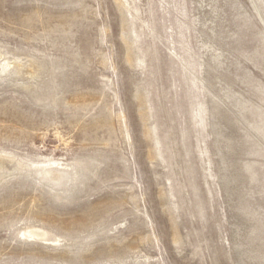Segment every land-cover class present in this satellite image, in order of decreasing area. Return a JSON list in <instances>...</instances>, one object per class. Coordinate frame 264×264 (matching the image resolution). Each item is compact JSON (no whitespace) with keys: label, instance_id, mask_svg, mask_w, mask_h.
I'll list each match as a JSON object with an SVG mask.
<instances>
[{"label":"rangeland","instance_id":"374dc122","mask_svg":"<svg viewBox=\"0 0 264 264\" xmlns=\"http://www.w3.org/2000/svg\"><path fill=\"white\" fill-rule=\"evenodd\" d=\"M8 63L0 264H264V0H0Z\"/></svg>","mask_w":264,"mask_h":264},{"label":"bare ground","instance_id":"6f19581e","mask_svg":"<svg viewBox=\"0 0 264 264\" xmlns=\"http://www.w3.org/2000/svg\"><path fill=\"white\" fill-rule=\"evenodd\" d=\"M12 69V66L8 64H0V79L2 81H6L8 74L11 72H14ZM207 91L209 92L211 96V101H214V98H216V95L212 91V87L208 84L206 86ZM217 125L213 124V131L217 132ZM59 177L55 180L57 187V191H60L64 193L65 195H70L71 192H73L74 188H76L77 185L81 182V175L77 169L76 166L70 167V169H66L64 171H60Z\"/></svg>","mask_w":264,"mask_h":264}]
</instances>
